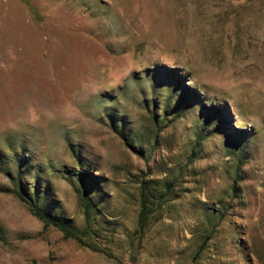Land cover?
<instances>
[{
  "label": "rangeland",
  "instance_id": "374dc122",
  "mask_svg": "<svg viewBox=\"0 0 264 264\" xmlns=\"http://www.w3.org/2000/svg\"><path fill=\"white\" fill-rule=\"evenodd\" d=\"M0 264H264V0H0Z\"/></svg>",
  "mask_w": 264,
  "mask_h": 264
},
{
  "label": "trees",
  "instance_id": "16d2710c",
  "mask_svg": "<svg viewBox=\"0 0 264 264\" xmlns=\"http://www.w3.org/2000/svg\"><path fill=\"white\" fill-rule=\"evenodd\" d=\"M80 184L77 186L81 202L84 206L87 220L90 223L93 218H98V206L92 202L93 200V187H99L98 178H90V175L86 171H78L75 173ZM15 188L10 189L14 192L22 201H24L30 207L31 211L44 223V227L47 229L49 226H55L61 229L66 237H74L78 240H82L79 233V229L70 224L67 218L53 215L47 208L49 204V188L43 186L40 182H36L33 189L29 191V183L25 179L22 168L20 167L18 172L12 176ZM158 179H143L141 181V195H142V210L140 212L141 219L147 212L145 210H152L154 204L160 202H167L173 195V189L176 187L175 183H171L169 179H164L160 185L157 184ZM172 184V185H171ZM155 190L161 191V195L158 196V200H153L156 197ZM169 197V198H168ZM96 211V212H95ZM100 211V210H99ZM89 227V225H88ZM210 236V235H209Z\"/></svg>",
  "mask_w": 264,
  "mask_h": 264
}]
</instances>
